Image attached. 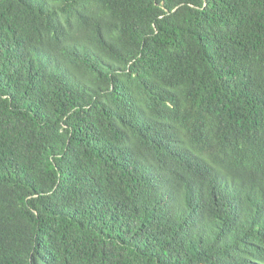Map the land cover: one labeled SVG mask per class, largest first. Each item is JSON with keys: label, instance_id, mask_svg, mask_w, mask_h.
Wrapping results in <instances>:
<instances>
[{"label": "trees", "instance_id": "1", "mask_svg": "<svg viewBox=\"0 0 264 264\" xmlns=\"http://www.w3.org/2000/svg\"><path fill=\"white\" fill-rule=\"evenodd\" d=\"M0 264H264V0H0Z\"/></svg>", "mask_w": 264, "mask_h": 264}]
</instances>
